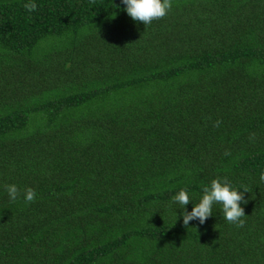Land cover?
<instances>
[{
    "label": "trees",
    "instance_id": "obj_1",
    "mask_svg": "<svg viewBox=\"0 0 264 264\" xmlns=\"http://www.w3.org/2000/svg\"><path fill=\"white\" fill-rule=\"evenodd\" d=\"M124 9L0 0V264H264V0ZM217 178L245 225L184 227Z\"/></svg>",
    "mask_w": 264,
    "mask_h": 264
},
{
    "label": "clouds",
    "instance_id": "obj_2",
    "mask_svg": "<svg viewBox=\"0 0 264 264\" xmlns=\"http://www.w3.org/2000/svg\"><path fill=\"white\" fill-rule=\"evenodd\" d=\"M95 2V0H93ZM125 6L127 15L138 23H143L146 27L155 20L164 18L172 8V0H121ZM37 4L29 2L24 4V8L28 12L37 10ZM220 121H216L214 127H219ZM230 155V153H225ZM260 182L264 183V172L260 174ZM243 191L235 190L229 183L227 178L213 179L209 186H204L202 189V197L198 203L194 204L191 212L187 210V205L191 203L190 196L186 189L180 190L172 197V203L178 204L183 208L182 219L184 227H188L190 222L198 221L200 225L213 216L212 208L214 204L222 206V219L227 223L236 227L245 225V210L241 204H247L245 194L250 193L251 189L247 185H242ZM5 190L11 201L15 202L20 195L16 185H5ZM36 192L32 188H27L24 193L26 203L35 201Z\"/></svg>",
    "mask_w": 264,
    "mask_h": 264
}]
</instances>
